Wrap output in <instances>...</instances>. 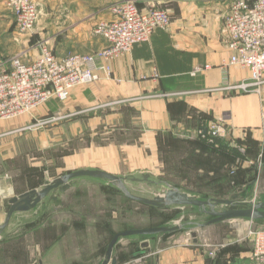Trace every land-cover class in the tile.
<instances>
[{"label":"crops","instance_id":"0c3cea01","mask_svg":"<svg viewBox=\"0 0 264 264\" xmlns=\"http://www.w3.org/2000/svg\"><path fill=\"white\" fill-rule=\"evenodd\" d=\"M34 1L39 17L32 36L18 33L14 37L7 27L3 29L0 61L9 59L7 55L15 50L24 61H30L37 54L32 50L29 57L25 50L32 39L45 38L59 57L96 52L105 45L104 39L93 34V27L110 18L107 6L111 0ZM232 2L136 0L141 9L168 10L170 25L113 59L110 78L78 86L65 102L50 100L37 111L40 116L48 115V106L62 104L64 112L73 114L69 117L72 136L82 127L92 136L115 131L128 136L107 145H98L92 138L90 145L69 154L71 167L99 169L120 177L139 173L169 182L171 179L161 176V169L176 165L177 156H166V150L194 147L211 120H222L227 131L222 140L228 145L264 156V73L260 92H245L233 86L248 79V70L227 63L230 50L223 17ZM11 16L5 0H0V22L12 25ZM197 68L201 70L192 74ZM170 185L192 195L179 184ZM143 241H147L146 247H141ZM143 241L138 243L141 250L123 260L115 252L116 264H255L247 241L248 247L229 243L215 257L205 255L194 238L190 244L171 242L161 247L162 237L152 243Z\"/></svg>","mask_w":264,"mask_h":264},{"label":"rangeland","instance_id":"374dc122","mask_svg":"<svg viewBox=\"0 0 264 264\" xmlns=\"http://www.w3.org/2000/svg\"><path fill=\"white\" fill-rule=\"evenodd\" d=\"M11 19L12 25L0 22V34L6 27L14 37L19 33L14 17ZM42 40L46 39H32L27 44L25 50L30 52L29 57L34 54L32 50H38L37 42ZM15 53L16 50L7 58ZM59 105L48 106L50 114H66L56 120L37 123L36 119L50 115L37 113L43 105L32 115L0 120L3 132L0 133V225L4 222L9 198L30 189L39 191L62 175L79 170L69 164L72 151L78 152L80 147L90 145L92 138L98 140V145H107L109 141L128 137L119 131L92 136L85 127L74 137L69 128V117L73 114L64 112L62 104ZM82 123L87 125L85 120ZM199 140L194 142V147L166 150V156H177L176 165L161 169V176L171 179L169 182L154 181L151 176L134 173L135 176L122 177L125 192L106 179L80 176L51 190L27 211L14 212L5 228L0 230V264H100L114 233L153 226L180 225V228L160 236L122 237L113 255L118 253L123 260L128 254L138 252L140 241L152 243L156 237H162L159 247L171 242L190 244L194 238L192 233L207 256L213 251L216 256L218 252L214 249L222 244L240 242L248 247L243 240L246 231L264 229V218H235L205 226L214 217L208 207L169 205L155 209L128 196L152 199L175 183L204 200L264 201V156L257 157L259 151L250 154L238 146V155H233L223 147L216 148ZM10 184L12 187L8 186ZM224 208L217 205L214 210Z\"/></svg>","mask_w":264,"mask_h":264},{"label":"built area","instance_id":"2783aa9c","mask_svg":"<svg viewBox=\"0 0 264 264\" xmlns=\"http://www.w3.org/2000/svg\"><path fill=\"white\" fill-rule=\"evenodd\" d=\"M20 34L30 35L38 21L39 9L34 0H5ZM110 18L98 21L93 34L105 45L96 52L67 53L56 56L47 40L38 41L37 54L24 61L22 53L0 61V120H10L33 111L50 100L65 102L71 91L81 85L112 76L111 61L149 40L155 30L166 29L171 22L168 10L160 7L141 9L136 0H111ZM223 26L230 55L227 63L246 68L249 77L233 87L260 92L264 73V0H233L224 14ZM201 69H194L195 74ZM60 112L36 119L37 123L56 120ZM205 135L212 141L227 135L222 120H211ZM251 205L256 202L249 201ZM249 204V205H250ZM250 245V259L264 264V229L249 228L245 238ZM225 245L214 250L218 252ZM214 257V251L209 254Z\"/></svg>","mask_w":264,"mask_h":264},{"label":"water","instance_id":"95a60500","mask_svg":"<svg viewBox=\"0 0 264 264\" xmlns=\"http://www.w3.org/2000/svg\"><path fill=\"white\" fill-rule=\"evenodd\" d=\"M205 133V129L203 130ZM88 176L100 179H106L112 184L118 185L123 190L126 189L123 184V178L111 173H108L99 169H79L73 172H68L61 177L55 179L51 183L46 184L42 189L37 191L36 189H30L17 196H13L8 199L9 207L5 215L4 222L0 225V230L5 228L8 224L12 214L14 212L27 211L29 208L34 207L43 197L47 196L48 193L65 185L69 180L80 177ZM128 196L140 203L147 204L155 207H166L169 205L177 206H196V207H208L213 218L205 223L208 226L213 223L227 221L235 218H250V219H261L264 218V201H258L257 203L249 206L238 207L234 200L229 199H199L194 195H190L187 192L181 191L176 187L168 186L162 193L155 195L152 199L128 194ZM217 205L225 206L221 211H215L214 208ZM180 228V225L168 226H157L149 228H134L126 229L115 233L109 240L104 259L100 264H116L117 259L113 255V249L117 244L118 240L122 237L133 236V235H156L160 236L162 233L172 232ZM195 240V233H192ZM147 241L141 243V247H146Z\"/></svg>","mask_w":264,"mask_h":264},{"label":"trees","instance_id":"16d2710c","mask_svg":"<svg viewBox=\"0 0 264 264\" xmlns=\"http://www.w3.org/2000/svg\"><path fill=\"white\" fill-rule=\"evenodd\" d=\"M200 136L201 137H203L202 138V142H205L206 144L207 143H209V144H211V145H213V146H215L216 148H220V147H223L222 149H224V150H226V151H228V153H231V154H233V155H238L237 153H239V149H238V147L237 146H231V145H228V143L226 142V141H223L222 139H213L212 141L208 138V136L207 135H203V132H200ZM249 182H248V186H249ZM196 196V195H195ZM197 198H199L200 196H196ZM199 199H201V198H199ZM235 201V200H234ZM237 202V204L236 205H240V207H244V206H249V203L248 202H238V201H236ZM150 207H152V208H157V207H155V206H150ZM153 227H157V226H153ZM127 229H134V228H127ZM126 230V229H125ZM175 231V230H174ZM119 232V231H118ZM117 233V232H116ZM168 233H170V232H166V233H162V234H168ZM115 234V233H114ZM113 234V235H114ZM133 236H137V235H133ZM139 250H141V249H139ZM138 250V251H139Z\"/></svg>","mask_w":264,"mask_h":264}]
</instances>
